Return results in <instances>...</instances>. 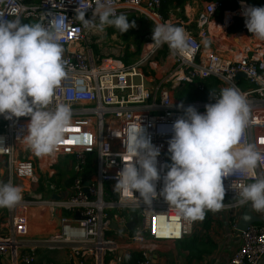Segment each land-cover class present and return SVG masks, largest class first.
Returning <instances> with one entry per match:
<instances>
[{"label": "built area", "instance_id": "1", "mask_svg": "<svg viewBox=\"0 0 264 264\" xmlns=\"http://www.w3.org/2000/svg\"><path fill=\"white\" fill-rule=\"evenodd\" d=\"M235 2V10L224 11L218 1H203L195 18L179 20L168 13L164 20L163 0H109L117 14L134 16L151 29L164 21L182 27L188 43L196 49L190 59L173 55L167 44L157 47L151 43V32L143 37L139 55L125 64L118 58L94 54L97 43L90 42V36L98 32L86 27L79 14L83 11L84 18L91 19L96 0H39L30 4L0 0V17L19 16L22 23L39 22L62 32L67 74L48 108L65 103L72 110V124L63 143L47 156H36L28 147L24 138L28 117L6 120L0 116V182L12 183L22 193L15 206L0 208V264H36L38 249L67 251L69 264H125L134 252L141 256L138 264H152L150 257L158 243L181 242L195 234L192 228L197 221L178 216L163 197L158 195L149 205L138 201V193L115 184L123 165L133 160L131 145L141 126L152 144L160 148L159 193L167 171L162 166L170 164L167 141L171 125L183 114L178 106L192 105L202 113L205 104L215 102L210 93L218 97L229 85L246 96L249 106L241 143L264 155V40L245 27L243 11L249 5ZM237 20L239 29L229 33ZM239 74L242 77L236 80ZM188 94L193 98H183ZM256 174L264 175V160ZM223 182L224 199L230 202L218 211L224 213L223 223L239 238L230 264H261L264 212L238 203L239 185L253 179L236 175ZM42 189L49 192L48 198L38 193ZM52 195L59 199H52ZM246 208L260 222L239 232L236 226ZM32 209L54 211L58 220L55 233L40 239L30 236ZM128 222L135 223L131 232L111 229L113 223L123 229Z\"/></svg>", "mask_w": 264, "mask_h": 264}, {"label": "clouds", "instance_id": "2", "mask_svg": "<svg viewBox=\"0 0 264 264\" xmlns=\"http://www.w3.org/2000/svg\"><path fill=\"white\" fill-rule=\"evenodd\" d=\"M82 23L97 32L107 26L122 34L134 27L127 16L117 14L109 0H96L94 16ZM247 31L264 40V6L244 8ZM62 32L46 28L39 22L22 23L0 17V116L6 120L28 117V147L36 156H47L59 150L65 131L72 124L69 104L59 103L49 109L55 91L66 77L63 62ZM185 30L167 21L152 28L151 43L167 44L173 55L190 59L196 49L188 43ZM214 103L199 112L194 106L183 107V114L171 125L167 141L170 164L161 180L158 169L160 148L139 127L131 145L133 160L118 172L116 186L138 193L139 200L151 204L157 196L176 209L177 215L190 221H202L206 211L216 212L224 203V179L241 175L253 182L241 183L238 203L250 204L256 212H264V175L256 169L264 155L252 145L241 143L249 120L246 96L229 85L219 96L210 93ZM22 199L18 186L0 182V208H12Z\"/></svg>", "mask_w": 264, "mask_h": 264}, {"label": "crops", "instance_id": "3", "mask_svg": "<svg viewBox=\"0 0 264 264\" xmlns=\"http://www.w3.org/2000/svg\"><path fill=\"white\" fill-rule=\"evenodd\" d=\"M199 1L201 2V8L203 0ZM188 3L189 1L186 0L183 10L176 8L169 10V13L177 19L179 16V20H186V16L193 18L195 9ZM182 17L184 19H182ZM111 39L113 40L114 38L112 37ZM61 176H63V174H61ZM60 180L61 178L59 181ZM42 211L43 210L40 209H32L30 212L29 231L32 238L40 239L51 233H55L57 230L58 220L55 218V215L53 218L51 214L41 216ZM215 223H219L220 229L217 228L218 224ZM198 230L194 231V235L201 238L206 248L209 249V252L202 255L199 261L193 260L187 263L185 259L186 253L182 251L180 242H160L156 245L157 251L151 254L150 258L152 264H230L232 255L238 249L239 238L236 233L227 228L226 224L223 223V219L221 217H218L216 221L212 219L208 229H204L202 226V228ZM36 262H39V264H47L50 262L56 264H69L68 252L38 249L36 251ZM261 264H264V259Z\"/></svg>", "mask_w": 264, "mask_h": 264}, {"label": "rangeland", "instance_id": "4", "mask_svg": "<svg viewBox=\"0 0 264 264\" xmlns=\"http://www.w3.org/2000/svg\"><path fill=\"white\" fill-rule=\"evenodd\" d=\"M188 1H189L188 4L195 9L194 14L196 15L197 11L200 10L201 2L199 0H188ZM195 15L193 18H195ZM126 16H127L128 21L134 24V27L130 28L127 32L122 34L118 29L112 26H107L103 32H98L97 35L90 36V42H92L93 44L94 43L98 44V45L95 44V46H93L95 55H101L102 57H106V58H118L123 61L126 53H128L129 55L133 54V52L136 50L138 46V41L141 38H142L141 40H143V37L145 35L151 34L152 29L148 24H146L145 22H142L140 19L134 16H130V15H126ZM178 19H179V16H178ZM112 37L114 38L113 40L111 39ZM154 60L158 61L159 57L154 58ZM165 68L167 69L168 66H166ZM242 85H244L243 82H242ZM246 88L248 87L246 86ZM183 98L189 99L190 97L184 96ZM38 193L42 194L45 199L48 198L49 192H46L45 189H42ZM226 202H230V200L224 199L223 203H226ZM133 213H136V212H133ZM221 215L224 216V213L219 212V211L208 213L206 217L204 216L203 220L206 221V220L213 219V221H216L218 217L222 218ZM203 220L197 221V223L194 224L192 230L197 231L198 229H201ZM1 223H4V222H1ZM215 224H218L217 228L220 229L219 223H215ZM120 235L121 234L115 235V238Z\"/></svg>", "mask_w": 264, "mask_h": 264}, {"label": "trees", "instance_id": "5", "mask_svg": "<svg viewBox=\"0 0 264 264\" xmlns=\"http://www.w3.org/2000/svg\"><path fill=\"white\" fill-rule=\"evenodd\" d=\"M203 1H208V2L209 1H218L222 4V10H224V11H228V10L232 11V10H235V8H236V2H235L236 0H203ZM241 1L247 3L249 6H254V7L264 6V0H241ZM25 2L27 4L28 3L29 4L30 3H37V2H39V0H25ZM185 3H186V0H163L161 13H162L164 20L167 19V14L169 13V10L176 9V8L183 10ZM182 19H184V18L182 17ZM23 23L31 24L33 22H25L24 21ZM239 27H240V21L237 20L235 22L234 26H232L229 29V33L236 32L239 29ZM142 41L143 40H141V39L138 41V46H137V48L133 54H131V55H129L128 53L125 54V58L123 60L125 64L129 63L132 59H134L139 54L140 47L142 45ZM166 53H167V50L164 49V51L162 52L163 56H165ZM129 58H130V60H129ZM177 96H179V94H177ZM185 96H189L190 98H193L192 95H189V94L185 95ZM206 216L207 215H205V217ZM210 223H211V220L204 221L202 224L203 228L208 229ZM180 245H181L182 251H184L186 253L185 259H186L187 263H190L193 260L199 261L201 259L202 255L209 252V249L206 248L205 243L202 242L201 238L196 237L194 234L184 238L180 242ZM140 259H141L140 254L134 252L128 258L125 259V264H138ZM36 264H39V262H37Z\"/></svg>", "mask_w": 264, "mask_h": 264}, {"label": "water", "instance_id": "6", "mask_svg": "<svg viewBox=\"0 0 264 264\" xmlns=\"http://www.w3.org/2000/svg\"><path fill=\"white\" fill-rule=\"evenodd\" d=\"M242 77V75H237L236 80H239ZM86 185V184H85ZM52 199L58 200L59 197H56L54 195L51 196ZM75 217L78 218V214H75ZM260 220L257 219L255 216L252 215V213L246 208L242 211L241 218L239 219L236 230L239 232L245 231L250 225L254 223H259ZM135 226L134 222H128L125 228L123 229H118L116 225L113 223L111 225V229L114 231L120 232V233H125L126 231L131 232Z\"/></svg>", "mask_w": 264, "mask_h": 264}, {"label": "bare ground", "instance_id": "7", "mask_svg": "<svg viewBox=\"0 0 264 264\" xmlns=\"http://www.w3.org/2000/svg\"><path fill=\"white\" fill-rule=\"evenodd\" d=\"M48 214H51L52 215V218L54 217V211H51V210H48V209H44L42 211V214L41 216H45V215H48ZM49 231V230H48Z\"/></svg>", "mask_w": 264, "mask_h": 264}]
</instances>
